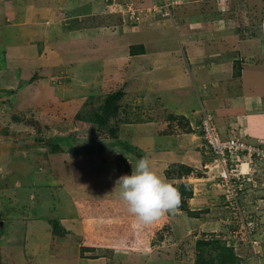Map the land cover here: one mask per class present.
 Masks as SVG:
<instances>
[{"label": "rangeland", "instance_id": "374dc122", "mask_svg": "<svg viewBox=\"0 0 264 264\" xmlns=\"http://www.w3.org/2000/svg\"><path fill=\"white\" fill-rule=\"evenodd\" d=\"M33 3L0 0V264H217L219 250L212 243L200 247L204 239H221L227 264H264V155L259 156L264 140L248 137L250 127L241 126L245 133L230 129L228 137L256 145L261 153L251 162L235 155L214 161L203 134L194 129L197 121L191 125L182 116L197 118L193 109L200 117L205 108L218 125L224 119L214 96L224 92L226 100L242 92L234 77L242 78L244 71V89L251 95L250 101L242 98L246 109L252 110L254 87L264 95V0H109L96 21L84 24L100 29L94 31L93 39L100 35L95 44L70 35L76 23L58 24L63 7L47 15ZM145 27L151 28L133 34ZM112 34L116 37L107 38ZM199 44L218 52L212 68L229 74L223 84L230 86L218 87L212 96L191 73L188 51L194 53ZM144 47L169 65L173 54L180 59L174 63H181L180 74L185 73L179 98L168 89L175 82L174 67L166 64L170 74L156 71L142 79L145 88L154 82L165 88L162 100L170 110L146 99L147 92L129 81L130 62L125 64L123 55ZM166 49L173 52L170 58ZM124 80L130 93L126 90L116 107L103 108L110 93L126 87ZM141 109L148 110L154 131L169 130L172 118L178 117L181 132L189 124L202 138L201 148L195 147L205 165L200 158L198 166L181 156L170 158L167 145L162 157L161 141L154 148L137 147L142 153L131 158L121 127L138 119ZM99 114L108 119L102 126L90 120ZM154 151L164 161L162 176L154 171ZM226 172L241 183H222ZM171 176L196 184L210 193V201L190 205L184 184L188 206L178 207V213L177 199L163 194L167 186L175 192L181 187ZM246 221L252 225L249 232ZM33 223L38 224L30 229Z\"/></svg>", "mask_w": 264, "mask_h": 264}, {"label": "crops", "instance_id": "0c3cea01", "mask_svg": "<svg viewBox=\"0 0 264 264\" xmlns=\"http://www.w3.org/2000/svg\"><path fill=\"white\" fill-rule=\"evenodd\" d=\"M32 1H34V3H33L34 6H37L38 8L42 7L43 9L46 8V14L47 15H48V12H53L55 9H59V7H63V9L59 10V12H61V13H59V15L57 16L58 24L59 23L62 24L64 22L65 25L70 24V26H71L72 24L76 23V25H78V27L76 29H74V30L72 29L71 31L67 30V31H70V35H72V34L76 35L78 33L79 38L77 37V39H75V40H84L85 38H87L88 41L95 44V40H97V38H100V35L98 36L99 33H97V37L95 39H93V35H95L94 31L99 32V30H100V29H98V27H95V26L94 27L93 26L86 27V26H84V24L87 22L96 21V19L98 17H100L99 14L103 12L102 11L103 6H105V4L107 5L109 0H32ZM34 6H32V7H34ZM80 25H83V27H80ZM122 25H124V24H121V26ZM149 28H151V27H148V28L145 27L144 28L145 30L143 29V30H138V31H137V29H135V31H133V34H140L142 32L149 31V30H147ZM49 29L51 31V30H54L55 28L52 29V27H50ZM51 33H54V32H51ZM176 34H178L180 36V39L184 38L186 40V42L190 43V39L187 36L182 35L181 32L179 33L177 31ZM114 37H116L114 34H112L111 36H107V38H114ZM190 38H192V37L190 36ZM66 39H68V36ZM69 41L72 42V40H69ZM137 43H140V42L138 41ZM92 45H90V47ZM115 45H117V44H115ZM206 45H207V43H206ZM206 45H204V47H202V45H200V44L195 45L194 53L189 49H188L189 50L188 52L190 55V59H192L194 62V66L191 69V73H193V74L195 73L196 77H194V78L202 84L203 90L204 91L207 90L206 93H208V95H211L212 93H215V90L218 87L228 88V86H230L229 84H225L226 87H224V84H223L224 79H229V74L221 72V71L218 72L217 69L212 68V67H214V65H217V64H213V61L215 59H218L217 56H220V55L217 54L218 52H216V51H214V52L208 51L209 49L207 48ZM127 49H129V47H127ZM166 50H167L166 54L170 58V56H171V54H173V52L170 49H166ZM142 51H144V52H142ZM208 52L213 54V55H208L207 54ZM173 55L175 56V58H171L172 61H171L170 65H169V62L160 61L161 60L160 54L159 53L155 54L154 52H149L147 47L146 48L144 47V50L137 52V54H136V52L130 53V50H129L128 54L123 55V61L125 60L124 61L125 64L128 61L130 62L126 68H129V70H130L129 72H131L129 75L130 76L129 81H130V83H132L133 88L144 89L147 92V94H144L146 99H149V98L151 100L157 99L156 101L155 100L154 101L156 103L161 104L164 111L170 110L167 107V103H165V101L162 100V98L164 96L163 92H164L165 88H163V86H158V84H156L157 82L156 83L154 82V84H151V85H149L148 88H145L147 86H145L144 80H142V79H146L147 77H153L155 75L154 73L156 71H160L161 73L170 74V72H168L169 70L165 69V66L167 64L168 68H171V67L175 68V71H173L174 72L173 75H171L175 79V82L168 84V89L170 91V94L174 98H177L178 95L179 96L182 95V93L180 92L181 90L178 89V86L183 84V75L185 73L180 74V72L182 70L181 63L180 64L177 63L176 65L174 64V63H176L177 60L180 61V59L177 55H175V54H173ZM200 58L206 59L208 65L203 66L204 60H202L203 61L202 63H201V60L197 63L196 60H199ZM163 69H164V71H163ZM204 74H206V75H204ZM178 77H182V78H179L180 84H178V82H176ZM221 77L223 79H221ZM232 77H234V75ZM234 78H236L239 81V86L241 85L240 87H241L242 92L237 91L236 94L234 93V95H232L229 99H226V100H222L223 98H225L224 92L219 94L217 91L216 95L214 96V98L216 97L215 98L216 100H220L219 104H217L216 107L219 109L220 116L221 117L223 116L222 119H224L222 121H218V126L220 127V129L223 128L221 131H222L223 136H226V137H228L230 129H233V130L237 129L240 131L239 133H241V131L245 133L246 131L244 129L247 127H250L251 129H253V131L250 130V134L248 137H251L254 140H257V139L264 140V109L262 110V108L264 107V95L258 94L257 92L261 91V90H256V87H254L252 91L256 92V94L253 95V101H251V104H249V105H251L252 110L246 109L247 106L243 104V101H245V100H243L242 98L244 97V99H245V97H246L247 100L248 99H249V101L251 100V97H250L251 95H249L250 92H247L244 89V84H243V82H244L243 78H246V72L244 71L242 78H239V77H234ZM253 79H254V75H253L252 80ZM133 80H134V83H133ZM159 80L160 79H158V81ZM163 80L166 81V78H164ZM129 81L124 80V85L126 86L125 87L126 89L124 88V91L127 90L129 92L128 89H132L131 86H129V84H128ZM255 81H256V79H255ZM160 90H162L163 92H161ZM152 93L155 94L154 97H153ZM150 95L152 96V98L150 97ZM126 96H127V94H126ZM142 98H143V95H142ZM239 98H240V101L237 102V100H239ZM159 100H161V101H159ZM146 102H148V101H146ZM212 103H213V101H212ZM224 105L227 107H230V108H226ZM238 106H242L244 111L242 110V111L238 112L236 110V108ZM245 110H247V112H245ZM142 111H143V113L140 117H138V119H136V120L130 119V121L125 122V124H124L125 128L121 127V129H126V131L124 133L122 132V139L124 140L122 142L124 145L127 146L128 151L126 153L130 152L131 158L135 157V156H139V153H142L141 151L136 152L137 147H141V149H144L147 147H153L154 148V146H156V144H158L161 141V142H163V144H165L164 147L162 148V152H161L162 157L164 155V151H165L166 147L169 146L171 148H168L169 152L167 151V153H168V156L170 158H173V157L178 158L179 156H181L182 162L187 161V162H190V163H188L189 165L191 164V165L198 166L199 161H200L199 158L201 160H203V156L200 154V150H199V148H201L200 144L202 142H200V141L202 138L199 137L200 135L197 132H194L193 128H190V130L188 129L189 124L188 125L185 124V129L181 132V130L178 129V125L176 122L178 117L177 118L171 117L172 120L170 122L168 121V123H172L171 128L169 130L163 131L164 130V127H163L160 129V132L158 131L159 129L157 131H154L155 130L154 125L149 121V119L146 115L148 113V110L141 109V112ZM196 112L197 111L192 109V113L197 115V118L196 117L188 118L186 113H183V115H182V116H184L183 119H186L185 123L188 121L192 125L194 122L198 121L200 117H199V114H196ZM241 126L244 129H242ZM128 128H130V129H128ZM121 129H120V132H121ZM248 130L249 129H247V131ZM174 146H175V149H173ZM195 146H199V148H197ZM131 148H135V150L133 151ZM157 153L158 152L154 151L153 153H150V155L152 156V159H153L152 162H154L153 163L154 167H155L154 171L161 172L160 176H162V172H163L162 166L164 165V161H163V158L157 160ZM203 161H204V164L201 161V165H205L206 161L205 160H203ZM191 162H194V163H191ZM171 177L174 180V181L172 180L174 182L173 184L176 183L178 186L180 184H182L183 182H187L189 184L191 183V182H188L187 180L184 181V179H181V181H179V178L177 180L173 176H171ZM194 186L192 184L193 194L192 193L189 194V198H190L189 204L190 205L200 203L202 200H204V201L209 200L210 201V193L205 192L204 190L199 191V187L196 184ZM214 193H216V192H214ZM214 193H212V194L214 195ZM200 195H202V197ZM176 209L178 210V213H179V208L177 207ZM37 224L38 223H33V225L31 224L30 229H32L33 227H36ZM190 229H192V228H190ZM190 229L186 228L185 231L188 230L187 232H190ZM1 249L2 248H0V250ZM146 257H147V261H148V256H146ZM16 262H17V260L12 262V264H14Z\"/></svg>", "mask_w": 264, "mask_h": 264}, {"label": "built area", "instance_id": "2783aa9c", "mask_svg": "<svg viewBox=\"0 0 264 264\" xmlns=\"http://www.w3.org/2000/svg\"><path fill=\"white\" fill-rule=\"evenodd\" d=\"M194 129L200 133L203 134L204 140L209 145V148L211 152L214 155V161H226L228 157L232 159V155H235V158L242 157L244 159H248L249 162H251V159H253V156L255 154H260L261 150L256 147V145H249L248 143H244L243 141H240L238 137H224L220 130L218 125L216 124L215 118L212 116L211 112L207 109H203V113H201V118L196 122ZM201 134V135H202ZM264 150V149H263ZM264 155V151L261 155ZM231 162V161H230ZM234 175H237V169L233 168ZM243 174V173H240ZM234 175L228 176V173H224L221 182L225 183L230 182L232 187H234V183L238 180L239 183L240 177H235ZM226 179V180H224ZM225 200L229 201V195L227 192H223ZM247 232L252 228V225L250 222H245ZM235 230H231V234L233 238H238L237 235H235Z\"/></svg>", "mask_w": 264, "mask_h": 264}, {"label": "trees", "instance_id": "16d2710c", "mask_svg": "<svg viewBox=\"0 0 264 264\" xmlns=\"http://www.w3.org/2000/svg\"><path fill=\"white\" fill-rule=\"evenodd\" d=\"M124 89L123 88H120L119 90H117V91H114V92H112V93H110L108 96H107V98H106V100H105V102H104V107L103 108H105V109H109V108H111V107H113V106H117V102L119 101V99L121 98V97H123V95H124ZM208 111H210L211 112V110H208ZM213 113V112H212ZM200 118H201V116H200ZM199 118V119H200ZM90 120H94V122L96 123V125H98V126H102L103 125V123H106V121L108 120L107 119V116L106 117H104L103 115H101V117H100V114L98 115V118H92V119H90ZM194 130V129H193ZM117 144H119V143H117ZM214 157V156H213ZM186 185V187L189 189L188 191H187V193H192V191H193V187H192V185H190L189 183H187V182H183L182 184H181V187L178 189H176V192L173 190V187H169V186H167L164 190H166L165 192H163V194H165L167 197H173V199H177L176 201H177V207H179V208H187V206H188V202L186 201V200H184L183 198H182V196H183V192H184V190L183 189H181L182 188V186L183 185ZM173 192V193H172ZM176 196H178V197H176ZM223 197H224V194L222 195ZM176 207V208H177ZM50 222H52V224H54V226L57 228V229H59L61 226H60V223H58L57 221H50ZM60 229H62L63 231H65L66 232V229H64V228H60ZM227 235H228V231H227V233H226ZM221 235V234H220ZM219 235V236H220ZM217 238V237H216ZM222 238H223V234H222ZM220 240L221 239H216V240H214L213 242L212 241H209V240H207V239H204V240H199L198 241V244L200 245V247L202 246V247H205L206 245H211V243L213 244V247L215 248V249H217V250H219V252H218V254H217V259H218V263L217 264H227V262L225 261V259H224V256H225V251H226V247H225V245H222V244H220ZM217 244V246L215 247V245L214 244ZM231 248V247H230ZM221 249V250H220ZM205 264H214V263H212V262H206Z\"/></svg>", "mask_w": 264, "mask_h": 264}]
</instances>
